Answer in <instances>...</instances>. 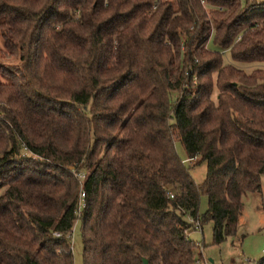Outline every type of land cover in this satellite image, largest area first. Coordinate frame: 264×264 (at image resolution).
I'll return each instance as SVG.
<instances>
[{"label": "trees", "instance_id": "16d2710c", "mask_svg": "<svg viewBox=\"0 0 264 264\" xmlns=\"http://www.w3.org/2000/svg\"><path fill=\"white\" fill-rule=\"evenodd\" d=\"M206 2L0 0L19 60L0 68V264H74L77 222L82 264H202L194 225L236 236L264 177V68L233 63L264 62V3Z\"/></svg>", "mask_w": 264, "mask_h": 264}, {"label": "rangeland", "instance_id": "374dc122", "mask_svg": "<svg viewBox=\"0 0 264 264\" xmlns=\"http://www.w3.org/2000/svg\"><path fill=\"white\" fill-rule=\"evenodd\" d=\"M243 3L244 0H241ZM250 3L261 4L264 0H250ZM208 47L214 49L212 42ZM224 62H231L228 53L223 55ZM19 62L17 57H9L3 48L0 38V68L9 67ZM234 66L246 73L254 69L264 68V62L248 64L233 63ZM174 148L180 159H185V152L178 141H175ZM198 159L188 161L190 174L196 184H201L206 175L205 163H195ZM207 196L200 195L199 216L207 211ZM194 231L189 239L199 246V254L203 260L202 264H256L264 256V177L261 179V192L250 193L243 198V210L238 222V230L235 237L226 239L220 245H212V223H202L201 226L194 225ZM72 256L74 264H82V244L79 233L78 222L74 225L71 235ZM247 260L248 262L244 261Z\"/></svg>", "mask_w": 264, "mask_h": 264}, {"label": "built area", "instance_id": "2783aa9c", "mask_svg": "<svg viewBox=\"0 0 264 264\" xmlns=\"http://www.w3.org/2000/svg\"><path fill=\"white\" fill-rule=\"evenodd\" d=\"M199 2H200V5L202 6V7H204L205 9H207L209 6L207 5V2H206V0H199ZM78 178L81 180L82 178H83V175L82 174H80V175H78ZM81 189V188H80ZM171 198H172V196H171ZM83 199H84V194L82 193V192H80V196H79V203H78V212L83 208V206H84V203H83ZM78 214V213H77ZM198 225V224H197ZM71 235H72V233H71ZM71 235H70V237H71ZM55 236H59V234H55ZM71 250H72V248H71ZM262 252L264 253V248L262 249ZM244 261H246V262H248L247 260H244ZM241 264H243V263H241Z\"/></svg>", "mask_w": 264, "mask_h": 264}, {"label": "crops", "instance_id": "0c3cea01", "mask_svg": "<svg viewBox=\"0 0 264 264\" xmlns=\"http://www.w3.org/2000/svg\"><path fill=\"white\" fill-rule=\"evenodd\" d=\"M241 264V263H240Z\"/></svg>", "mask_w": 264, "mask_h": 264}]
</instances>
